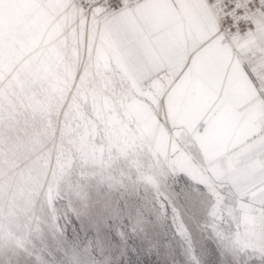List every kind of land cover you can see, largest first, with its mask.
Returning a JSON list of instances; mask_svg holds the SVG:
<instances>
[{
    "label": "snow or ice",
    "instance_id": "1",
    "mask_svg": "<svg viewBox=\"0 0 264 264\" xmlns=\"http://www.w3.org/2000/svg\"><path fill=\"white\" fill-rule=\"evenodd\" d=\"M169 226L184 264H264V0H0V264Z\"/></svg>",
    "mask_w": 264,
    "mask_h": 264
},
{
    "label": "rangeland",
    "instance_id": "2",
    "mask_svg": "<svg viewBox=\"0 0 264 264\" xmlns=\"http://www.w3.org/2000/svg\"><path fill=\"white\" fill-rule=\"evenodd\" d=\"M172 237L173 233L169 226L160 237L158 252L151 254L142 253L137 249L136 243L130 240L125 249V254L121 257V264H133V262L135 264H184V258L179 254V245ZM169 244H171L172 249H175L174 255L166 247Z\"/></svg>",
    "mask_w": 264,
    "mask_h": 264
}]
</instances>
